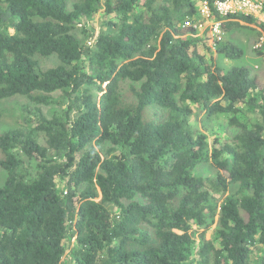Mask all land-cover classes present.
<instances>
[{"label": "trees", "instance_id": "obj_1", "mask_svg": "<svg viewBox=\"0 0 264 264\" xmlns=\"http://www.w3.org/2000/svg\"><path fill=\"white\" fill-rule=\"evenodd\" d=\"M200 1L231 19L224 32L261 26L221 17L217 0H0V100L34 105L0 134V264H253L264 246V77L221 68L216 56L243 50L183 27ZM103 7L111 32L81 43L74 28ZM36 56L60 64L41 69ZM52 105L62 110L48 118L41 107ZM218 115L227 139L192 123ZM105 142L109 158L92 146ZM204 164L213 179L197 174Z\"/></svg>", "mask_w": 264, "mask_h": 264}, {"label": "rangeland", "instance_id": "obj_2", "mask_svg": "<svg viewBox=\"0 0 264 264\" xmlns=\"http://www.w3.org/2000/svg\"><path fill=\"white\" fill-rule=\"evenodd\" d=\"M102 9L103 10L93 22H81L74 28L73 33L79 39V41H81V43L93 44L96 37L102 31L111 32L110 29L108 30V28L105 26L104 7ZM240 24L241 26H233L228 30V32H225L226 34L224 35V39L226 42L232 43L233 45L241 48L243 50V56L237 60H228L223 55H218L216 56L218 64L225 70L234 66L248 67L252 72V76L264 77V57L259 56L257 50V45L261 38L260 28L256 25H248L243 22H240ZM83 29H89L90 32L86 34L84 33ZM92 35H94L92 38H88ZM35 60L39 63L41 69L53 68L60 64L55 56L49 58L36 56ZM55 97L57 98L59 95L57 94ZM23 105H31V107L34 106L27 100V98L24 97H14L0 100V134H2L4 131L16 129L20 126L19 107ZM41 108L48 118L57 115L58 111L62 110L56 105L47 107L42 106ZM227 121V118L223 115L213 116L210 118L207 116H199L196 119H193L192 123L197 130L204 132L210 140H214L217 138L227 139L229 137ZM256 121H258L257 118ZM92 146L99 151L103 158H109L110 150L113 149V145L109 142H105L101 145L94 143ZM197 174L204 179H213L216 175V170L212 166L204 164L199 167ZM5 178V173L0 171V186H2V184L5 182ZM236 189V187H232L226 194L216 196V199L219 203H222L224 199L234 194ZM107 207L113 213H117L118 211L114 205H107ZM218 223L219 222H217L212 230L208 232V238H215V234L219 226ZM74 246L75 237L73 238L70 247L73 249ZM263 256L264 246L256 245L253 248L252 263L256 264L258 258Z\"/></svg>", "mask_w": 264, "mask_h": 264}, {"label": "built area", "instance_id": "obj_3", "mask_svg": "<svg viewBox=\"0 0 264 264\" xmlns=\"http://www.w3.org/2000/svg\"><path fill=\"white\" fill-rule=\"evenodd\" d=\"M215 11L224 18H229L236 15H244L251 17L254 21L258 22L261 26V38L257 45V50L263 52L264 57V1L263 0H217L214 4ZM199 19L195 22L186 20L183 27H194L200 34L209 30L213 37L217 40H222L225 32L223 24L224 21L212 19L213 14L211 7L207 1L199 2Z\"/></svg>", "mask_w": 264, "mask_h": 264}, {"label": "crops", "instance_id": "obj_4", "mask_svg": "<svg viewBox=\"0 0 264 264\" xmlns=\"http://www.w3.org/2000/svg\"><path fill=\"white\" fill-rule=\"evenodd\" d=\"M232 21H234V20H232Z\"/></svg>", "mask_w": 264, "mask_h": 264}]
</instances>
